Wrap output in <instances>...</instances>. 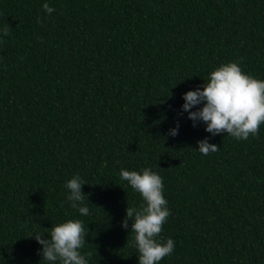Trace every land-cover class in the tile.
<instances>
[{
  "label": "trees",
  "instance_id": "trees-1",
  "mask_svg": "<svg viewBox=\"0 0 264 264\" xmlns=\"http://www.w3.org/2000/svg\"><path fill=\"white\" fill-rule=\"evenodd\" d=\"M5 26L0 264H47L31 235L68 220L85 226L88 264H138L134 218L122 223L144 202L120 170L145 168L171 213L160 264H264V124L237 140L180 115L223 64L264 80V0H0ZM206 137L219 151L198 152ZM73 176L88 215L67 199Z\"/></svg>",
  "mask_w": 264,
  "mask_h": 264
},
{
  "label": "clouds",
  "instance_id": "clouds-1",
  "mask_svg": "<svg viewBox=\"0 0 264 264\" xmlns=\"http://www.w3.org/2000/svg\"><path fill=\"white\" fill-rule=\"evenodd\" d=\"M43 10L51 15L55 9L48 3ZM9 26H5L0 35H9ZM185 103L182 111L188 113L193 127L198 122L206 124L205 131L212 136L226 133L237 140H247L257 136L260 126L264 124V80L245 74L237 62L223 64L209 75L208 81L196 90L183 95ZM196 111H192L196 106ZM179 122L169 130L168 135H178ZM198 152L209 155L219 151V147L208 142V138L200 140ZM120 178L127 181L131 188L140 194L143 204L139 209L126 208V218L122 227L127 229L129 221L134 235V246L138 250V264H160L175 249V241L168 238L165 243L156 238L162 233L163 225L171 215L168 201L163 195L164 183L160 175L149 168L137 171L120 170ZM85 182L79 176H73L65 187L69 190L67 197L73 208L81 215H88L89 208L81 206L85 197L82 192ZM90 195V194H89ZM36 241L42 246L40 255L47 264H88L81 249L86 242L87 233L80 220H68L52 226L50 238H42V234H34Z\"/></svg>",
  "mask_w": 264,
  "mask_h": 264
}]
</instances>
